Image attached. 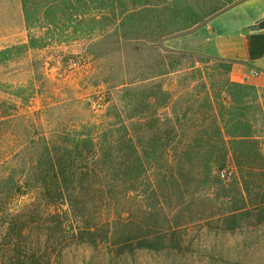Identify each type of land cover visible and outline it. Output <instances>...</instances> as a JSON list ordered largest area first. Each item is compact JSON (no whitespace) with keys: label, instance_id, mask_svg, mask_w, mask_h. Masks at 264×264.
Segmentation results:
<instances>
[{"label":"rangeland","instance_id":"1","mask_svg":"<svg viewBox=\"0 0 264 264\" xmlns=\"http://www.w3.org/2000/svg\"><path fill=\"white\" fill-rule=\"evenodd\" d=\"M140 1L130 10L121 8L117 16L111 10L101 14L91 8L85 18L73 17L68 23L70 32H63L59 25L61 29L48 36L46 46L0 61V116L4 112L13 114L0 118V178L12 173L23 185V193L16 195L8 191L9 183L0 185V210H55L54 204L39 206L40 190L27 186L20 170L37 159L45 138L58 139L64 132L101 120L108 105V85L116 93L118 86H114L119 83L135 82L129 95L134 96L133 102L125 99V94L119 97L117 108L123 111L131 131H151L163 138L161 144L169 141L177 146L192 129L199 132L206 127L201 121L207 97L218 111L216 96H227L224 81L233 79L234 63L203 52V39L197 31L216 14L212 13L216 5L229 0ZM195 13L201 16L200 21L192 19ZM41 26L32 33L44 36L47 24L42 22ZM76 28L79 30L73 34ZM28 39L21 0H0V51ZM34 83L36 92L31 91ZM254 85L260 97L248 100L258 118V130L264 134L259 113L264 107V79ZM100 103L106 106L99 109ZM261 139L264 141L263 135ZM168 157L164 154L161 164ZM158 190L161 212L172 221L184 210L195 217L181 228L182 237L191 242L194 251H141L120 264H264V224L255 226L251 218L242 228L226 231L225 223L217 220L222 217L218 209L214 218L202 217L210 208L203 194L209 190L202 188L195 199L178 208L175 190L167 186ZM131 196L136 197L123 198L121 207L126 213L131 207L133 216L143 218L144 197ZM33 201H37L36 206ZM72 251L71 264L91 263V248L81 245Z\"/></svg>","mask_w":264,"mask_h":264},{"label":"trees","instance_id":"2","mask_svg":"<svg viewBox=\"0 0 264 264\" xmlns=\"http://www.w3.org/2000/svg\"><path fill=\"white\" fill-rule=\"evenodd\" d=\"M145 1L149 4V0ZM241 1L216 5L212 13L218 14ZM140 3V0H21L29 39L1 50L0 61L46 46L48 36H53L59 25L63 32L66 29L70 32L68 23L73 17L85 18L91 8L101 14L111 10L117 16L121 8L130 10ZM191 16L194 22L201 20L198 13ZM42 22L47 24L45 35L32 33L42 27ZM77 28L72 30L73 34L78 32ZM233 68V79L224 81L227 96H216L218 111L211 97H207L201 121L206 127L199 132L192 129L177 146H171L168 140L161 144L163 138L151 131L137 134L127 127L123 111L117 105L119 97L124 98L125 94V99L131 98L133 102L134 96L129 95L134 81L114 86H118V96L108 85L105 94L108 105L101 120L64 132L58 139L45 138L37 159L29 167L21 168L27 186L34 185L40 190L39 206L46 202L56 208L0 210V264H71L72 249L81 245L94 250L90 264H120L141 251L161 253L175 249L190 254L194 250L191 242L182 237L181 228L195 217L186 215L184 210L181 217L172 221L161 212L158 189L166 186L175 190L177 208L189 204L187 200L195 199L202 188L209 190L203 194L210 208L202 217L214 218L218 209L222 217L217 220L225 223L226 231L242 228L251 218L255 226L264 224L261 139L264 134L258 130V118L248 100H257L260 91L239 66L233 64ZM31 85V91L36 92L37 85ZM105 106L100 103L99 109ZM259 113L264 125L263 106ZM2 114L0 118L13 116ZM164 154L169 157L161 164ZM14 176L11 173L0 178V185L9 183L8 191L13 195L23 193V185ZM131 194L144 197L143 218L133 216L131 207L129 213L121 207L123 198L136 197ZM155 200L156 203H148ZM33 202L36 206L37 201Z\"/></svg>","mask_w":264,"mask_h":264},{"label":"crops","instance_id":"3","mask_svg":"<svg viewBox=\"0 0 264 264\" xmlns=\"http://www.w3.org/2000/svg\"><path fill=\"white\" fill-rule=\"evenodd\" d=\"M262 19L264 0H243L219 12L197 31L203 52L233 62L257 84L264 79V29L256 28ZM252 69L260 76H252Z\"/></svg>","mask_w":264,"mask_h":264},{"label":"built area","instance_id":"4","mask_svg":"<svg viewBox=\"0 0 264 264\" xmlns=\"http://www.w3.org/2000/svg\"><path fill=\"white\" fill-rule=\"evenodd\" d=\"M250 72H251V75L254 77L260 76V71H258L257 69H252Z\"/></svg>","mask_w":264,"mask_h":264},{"label":"water","instance_id":"5","mask_svg":"<svg viewBox=\"0 0 264 264\" xmlns=\"http://www.w3.org/2000/svg\"><path fill=\"white\" fill-rule=\"evenodd\" d=\"M256 28L264 29V19H262V20L258 23V25H257Z\"/></svg>","mask_w":264,"mask_h":264}]
</instances>
